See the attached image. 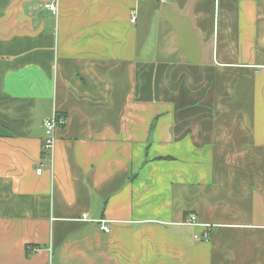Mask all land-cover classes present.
Instances as JSON below:
<instances>
[{
    "label": "crops",
    "instance_id": "obj_1",
    "mask_svg": "<svg viewBox=\"0 0 264 264\" xmlns=\"http://www.w3.org/2000/svg\"><path fill=\"white\" fill-rule=\"evenodd\" d=\"M0 264H264V0H0Z\"/></svg>",
    "mask_w": 264,
    "mask_h": 264
},
{
    "label": "built area",
    "instance_id": "obj_2",
    "mask_svg": "<svg viewBox=\"0 0 264 264\" xmlns=\"http://www.w3.org/2000/svg\"><path fill=\"white\" fill-rule=\"evenodd\" d=\"M160 2H164V0H160ZM45 8L52 12L53 14L56 13L57 7L54 4H46ZM132 22H135L133 19ZM65 124V120L62 117H58L57 115H53L51 118H47L42 122V128L44 131L45 139L43 142V152L46 154H49L52 152L55 142H56V130L60 127H62ZM42 172V169L39 168L36 170V174L40 175ZM84 221H89L87 219V216L84 214L81 217ZM99 228L104 233L110 232L109 224L106 221H99ZM185 224L188 226H195L196 223V217L194 215H190L188 219L185 221ZM209 238V233L206 230L203 234V239L207 240Z\"/></svg>",
    "mask_w": 264,
    "mask_h": 264
}]
</instances>
